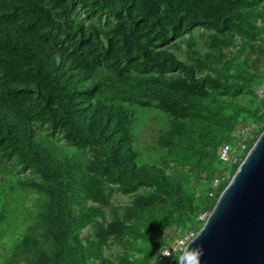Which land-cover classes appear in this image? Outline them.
<instances>
[{
  "label": "rangeland",
  "instance_id": "obj_1",
  "mask_svg": "<svg viewBox=\"0 0 264 264\" xmlns=\"http://www.w3.org/2000/svg\"><path fill=\"white\" fill-rule=\"evenodd\" d=\"M11 1L34 11L18 7L0 23L28 36L67 87L102 80L165 93L100 86L78 96L94 135L113 143L108 165L96 145L43 107L37 94L52 112L62 104L50 84L28 61L0 49L22 71L0 59V74L27 89L0 93L11 136L0 132V264H57L47 214L60 172L72 179L66 206L82 225L86 264H153L162 243L174 239L173 227L199 230L200 216L207 217L264 128L257 93L264 87V0ZM224 142L236 152L234 161H219ZM125 158L138 170L178 177L194 214L169 206V218L155 229L141 226L139 206L154 189L128 191L114 174L124 172Z\"/></svg>",
  "mask_w": 264,
  "mask_h": 264
},
{
  "label": "trees",
  "instance_id": "obj_2",
  "mask_svg": "<svg viewBox=\"0 0 264 264\" xmlns=\"http://www.w3.org/2000/svg\"><path fill=\"white\" fill-rule=\"evenodd\" d=\"M6 6L10 7L9 10L6 9ZM18 7L25 11H34V7L25 2L0 0V20L14 13ZM0 49L14 52L19 57L28 61L32 71L50 84L51 88L54 89L59 96L62 104L55 112H52V110L47 107V100L43 98V96L37 94L42 101L43 107L53 119L66 122L72 133L96 145L106 158L105 163L108 165H111L112 162L113 143L106 142L94 135L90 128L89 120L82 114V110L85 108L82 102L78 100V96L81 95V93H93L100 86L126 91L141 90L146 94L161 95L165 93L163 89L155 85H125L102 80L94 81L86 89L69 88L60 82L28 36L21 37L15 29L1 23ZM0 59L12 66L16 72L22 74L19 66L4 51H0ZM25 91H27L26 88L11 85L6 75L0 74V93L2 95L12 97L19 93H24ZM207 118L212 121L216 120V118L211 115H208ZM110 123L115 125L116 121L110 120ZM0 132L2 137L11 139L6 121L1 113ZM17 149L23 153V155L29 157L28 152L23 146L18 145ZM123 163L124 172H115L116 170H114V174L123 178L130 193L141 188L154 189L152 196H147L145 203L139 206L138 218L141 226L155 229L162 218H169L167 211H169L170 207L175 213L186 212L192 215L194 214L191 201H189L188 195L184 192L181 180L178 177L168 176L157 168H150L147 172H145V170H138L129 158H125ZM38 167L43 173L47 174L44 164L39 163ZM72 187V179L69 178L67 173L60 172L56 185L52 190H49L50 210L47 214V226L58 249L57 264H86L88 259L87 249L82 245L79 238L82 225L79 224L76 216H72L67 211L66 196L70 194ZM218 196L219 194L217 197ZM217 197L214 202L210 204L209 211L213 208Z\"/></svg>",
  "mask_w": 264,
  "mask_h": 264
},
{
  "label": "water",
  "instance_id": "obj_3",
  "mask_svg": "<svg viewBox=\"0 0 264 264\" xmlns=\"http://www.w3.org/2000/svg\"><path fill=\"white\" fill-rule=\"evenodd\" d=\"M203 228L201 264H264V129L197 232Z\"/></svg>",
  "mask_w": 264,
  "mask_h": 264
},
{
  "label": "clouds",
  "instance_id": "obj_4",
  "mask_svg": "<svg viewBox=\"0 0 264 264\" xmlns=\"http://www.w3.org/2000/svg\"><path fill=\"white\" fill-rule=\"evenodd\" d=\"M209 220L205 222V227ZM204 227V228H205ZM204 228L199 232L186 234L177 239L172 247L162 243L155 255L154 264H158L159 258H170L175 264H201V257L204 255L203 246L197 244Z\"/></svg>",
  "mask_w": 264,
  "mask_h": 264
},
{
  "label": "built area",
  "instance_id": "obj_5",
  "mask_svg": "<svg viewBox=\"0 0 264 264\" xmlns=\"http://www.w3.org/2000/svg\"><path fill=\"white\" fill-rule=\"evenodd\" d=\"M257 93L259 97L264 99V87L259 88ZM235 157H236V152L233 151V148L230 146V144L228 143L224 144L219 152V161L222 163H227L233 160ZM205 218H206L205 215H201L199 219L201 221H204ZM172 233L174 234L175 237L170 243L167 244L169 247H172L177 239H179L180 237L186 234H190L191 232H188V231L180 232L176 227H173ZM154 261H155V256H154L153 264H154ZM158 264H175V261L170 258L161 257L158 260Z\"/></svg>",
  "mask_w": 264,
  "mask_h": 264
}]
</instances>
